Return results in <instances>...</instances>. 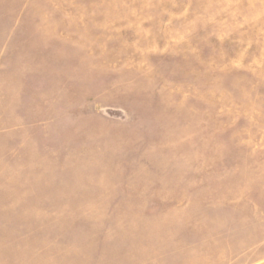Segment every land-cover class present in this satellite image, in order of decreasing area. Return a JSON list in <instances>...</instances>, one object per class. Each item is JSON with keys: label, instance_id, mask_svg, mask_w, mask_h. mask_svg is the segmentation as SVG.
<instances>
[{"label": "rangeland", "instance_id": "374dc122", "mask_svg": "<svg viewBox=\"0 0 264 264\" xmlns=\"http://www.w3.org/2000/svg\"><path fill=\"white\" fill-rule=\"evenodd\" d=\"M0 264H264V0H0Z\"/></svg>", "mask_w": 264, "mask_h": 264}]
</instances>
